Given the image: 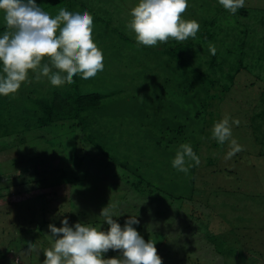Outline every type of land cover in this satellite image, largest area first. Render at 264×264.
Instances as JSON below:
<instances>
[{
  "label": "rangeland",
  "instance_id": "374dc122",
  "mask_svg": "<svg viewBox=\"0 0 264 264\" xmlns=\"http://www.w3.org/2000/svg\"><path fill=\"white\" fill-rule=\"evenodd\" d=\"M36 3L53 18L61 8L93 16L104 71L77 78L82 91L103 94L87 112V132L73 117L38 124L37 99L71 86L37 80L39 69L16 93L0 95V264H43V252L25 253L27 242L50 247L48 225L62 227L64 218L107 231L100 213L110 201L121 227L139 219L133 227L156 244L163 264H264V0H245L235 14L218 0H188L182 19L200 28L195 40L178 42L190 44L183 68L182 58L163 53L177 41L137 45L127 25L139 0ZM225 116L243 148L227 160L230 141L220 145L211 132ZM184 143L201 160L188 174L172 166Z\"/></svg>",
  "mask_w": 264,
  "mask_h": 264
},
{
  "label": "clouds",
  "instance_id": "9594fccd",
  "mask_svg": "<svg viewBox=\"0 0 264 264\" xmlns=\"http://www.w3.org/2000/svg\"><path fill=\"white\" fill-rule=\"evenodd\" d=\"M218 2L232 14L245 6V0ZM187 8L188 0H139L131 9L132 19L127 27L135 33L137 45L151 47L167 43L170 38L177 42L190 37L195 40L200 25L195 20L182 19ZM0 12L4 14L6 25L0 35L3 73L0 75V95L16 93L28 79L29 70L39 69L36 79L47 77L56 87L73 84L77 74L87 80L104 71V54L93 40V16L88 11L81 14L61 8L53 18L36 0H0ZM209 51L215 55V46L209 44ZM45 57L49 58L51 67L45 63L41 68ZM232 123L239 126L240 121L234 119ZM211 132L212 139L220 145L230 141L226 160L243 150L232 138L229 117L216 122ZM200 163L192 146L184 143L179 145L172 166L188 174L191 167ZM116 207L117 204L110 201L101 210L100 216L109 226L107 231L80 222L70 226L64 218L62 227L48 225L52 237L50 247L41 249L36 243L27 242L25 253L40 255L43 252L46 257L43 264H163L156 244L151 240L146 242L133 227L140 223L139 219L130 216L121 227L113 219L119 217ZM109 250L118 251L119 256L106 259L104 254Z\"/></svg>",
  "mask_w": 264,
  "mask_h": 264
},
{
  "label": "trees",
  "instance_id": "16d2710c",
  "mask_svg": "<svg viewBox=\"0 0 264 264\" xmlns=\"http://www.w3.org/2000/svg\"><path fill=\"white\" fill-rule=\"evenodd\" d=\"M55 4V3H53ZM42 10L44 9L41 7ZM245 9L240 8L238 12L244 13ZM214 20H211V23L214 24ZM208 38V37H207ZM205 38V39H207ZM190 48V44H181L174 43L171 44L167 49L163 50V53L170 52L175 58H182L183 65L181 64V68L189 65V59L184 57L185 52ZM184 51H180V50ZM184 52V53H183ZM188 52V51H187ZM162 53V54H163ZM186 55V54H185ZM191 56V54H189ZM188 56V57H189ZM242 63V58H240V64ZM212 66V65H211ZM201 70V69H200ZM78 74L74 76V83L71 84L70 88L66 89H56L49 98L39 97L37 99V106L41 108V114L38 115V124L44 125L50 123L52 121H62L61 119L70 117L73 119H77L78 127H81L82 130L88 131L86 127V123L89 118L87 117V112L97 108L100 105L101 97L103 92L101 90L96 91H82L79 83V78H77ZM201 82L204 83L205 79L200 77ZM211 87V86H210ZM90 142H93V139L88 138ZM94 143V142H93ZM259 154L262 151H258ZM73 164L80 165L83 161V158L77 153H69ZM56 162H62V159H57Z\"/></svg>",
  "mask_w": 264,
  "mask_h": 264
}]
</instances>
